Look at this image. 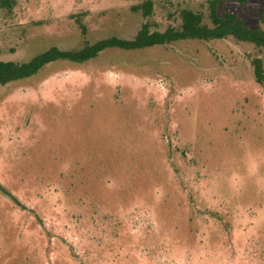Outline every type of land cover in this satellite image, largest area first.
<instances>
[{
    "label": "rangeland",
    "instance_id": "374dc122",
    "mask_svg": "<svg viewBox=\"0 0 264 264\" xmlns=\"http://www.w3.org/2000/svg\"><path fill=\"white\" fill-rule=\"evenodd\" d=\"M0 60L211 27L208 0H12ZM264 0L218 14L261 27ZM84 28V32L82 31ZM264 50L229 37L102 51L0 86V264H264Z\"/></svg>",
    "mask_w": 264,
    "mask_h": 264
},
{
    "label": "trees",
    "instance_id": "16d2710c",
    "mask_svg": "<svg viewBox=\"0 0 264 264\" xmlns=\"http://www.w3.org/2000/svg\"><path fill=\"white\" fill-rule=\"evenodd\" d=\"M220 0H208V18L211 27L202 23L200 14L191 10L180 11L181 24L178 28L169 26L164 31H150L147 23H143L132 39H119L110 37L99 40L93 44H86L78 50L63 51L57 47H51L27 62L1 61L0 60V86L36 76L44 67L56 61H67L82 64L95 59L102 51L111 48L121 50H141L154 46L169 45L176 41L198 40L209 42L212 40H224L229 37L239 42L252 43L258 49L264 50V30L261 27L249 28L242 19L235 14L225 12L223 16L218 14ZM12 0H0V9L11 10ZM153 0L144 2L133 9L141 10L142 16L147 18L153 10ZM260 22L264 23V4L261 9ZM84 32V28L82 27ZM255 82L264 85V58L250 59ZM1 188V185H0ZM2 192L9 196L15 204H21L3 188Z\"/></svg>",
    "mask_w": 264,
    "mask_h": 264
}]
</instances>
